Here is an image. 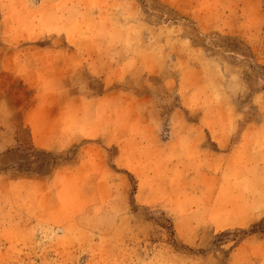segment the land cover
I'll return each instance as SVG.
<instances>
[{
  "label": "rangeland",
  "instance_id": "rangeland-1",
  "mask_svg": "<svg viewBox=\"0 0 264 264\" xmlns=\"http://www.w3.org/2000/svg\"><path fill=\"white\" fill-rule=\"evenodd\" d=\"M17 35L115 44L116 139L0 152V264H264V0H0Z\"/></svg>",
  "mask_w": 264,
  "mask_h": 264
},
{
  "label": "crops",
  "instance_id": "crops-1",
  "mask_svg": "<svg viewBox=\"0 0 264 264\" xmlns=\"http://www.w3.org/2000/svg\"><path fill=\"white\" fill-rule=\"evenodd\" d=\"M17 36L11 40L21 46L0 53V152L17 157L29 149L59 154L79 139L115 140V96L109 93L115 87V44ZM158 136L144 148L150 157L139 160L149 168V178L159 165L174 162L179 169L190 161L169 154L160 158L159 146L177 139L161 142ZM203 144L201 135L198 146Z\"/></svg>",
  "mask_w": 264,
  "mask_h": 264
},
{
  "label": "trees",
  "instance_id": "trees-1",
  "mask_svg": "<svg viewBox=\"0 0 264 264\" xmlns=\"http://www.w3.org/2000/svg\"><path fill=\"white\" fill-rule=\"evenodd\" d=\"M254 228H255V227H254ZM254 228H253V229H251V231H250L251 233H254V232H256Z\"/></svg>",
  "mask_w": 264,
  "mask_h": 264
}]
</instances>
